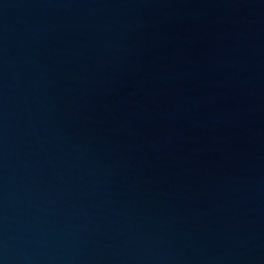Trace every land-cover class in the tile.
Here are the masks:
<instances>
[{
    "label": "water",
    "instance_id": "obj_1",
    "mask_svg": "<svg viewBox=\"0 0 264 264\" xmlns=\"http://www.w3.org/2000/svg\"><path fill=\"white\" fill-rule=\"evenodd\" d=\"M0 264H264V0H0Z\"/></svg>",
    "mask_w": 264,
    "mask_h": 264
}]
</instances>
